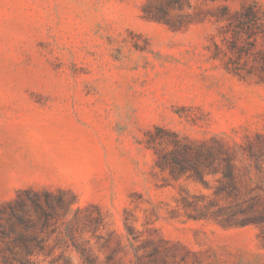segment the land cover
Returning a JSON list of instances; mask_svg holds the SVG:
<instances>
[{"label":"rangeland","instance_id":"obj_1","mask_svg":"<svg viewBox=\"0 0 264 264\" xmlns=\"http://www.w3.org/2000/svg\"><path fill=\"white\" fill-rule=\"evenodd\" d=\"M158 127L237 151L240 198L160 169ZM27 188L83 210L15 264H264V0H0V206Z\"/></svg>","mask_w":264,"mask_h":264},{"label":"trees","instance_id":"obj_2","mask_svg":"<svg viewBox=\"0 0 264 264\" xmlns=\"http://www.w3.org/2000/svg\"><path fill=\"white\" fill-rule=\"evenodd\" d=\"M161 133H166L168 138ZM148 135V143L157 156V166L160 169L170 170L178 176L189 174L202 182H205L207 175L221 174L222 185L217 194L240 198L242 185L237 173V151L230 148L223 150L222 146L218 149L195 146L178 133L160 127L156 128V132L150 131ZM257 167L260 169L261 165L257 163ZM76 203V195L66 204L64 194H56L49 189L19 190L12 200L0 206L3 261L15 264L11 256L14 248H20L28 257L45 252L52 255L59 251L58 258H64L71 245L77 247L76 226L83 209L78 207L74 210ZM63 209L65 211L60 214L59 211ZM73 211L75 215L69 219ZM20 264L35 263L21 261Z\"/></svg>","mask_w":264,"mask_h":264}]
</instances>
